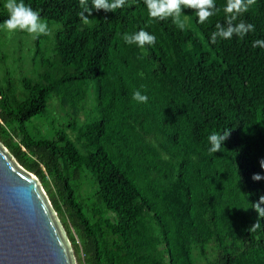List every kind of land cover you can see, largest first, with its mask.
<instances>
[{
    "label": "trees",
    "instance_id": "obj_1",
    "mask_svg": "<svg viewBox=\"0 0 264 264\" xmlns=\"http://www.w3.org/2000/svg\"><path fill=\"white\" fill-rule=\"evenodd\" d=\"M23 2L59 26L56 50L61 65L71 71L28 89L14 106L2 101L0 134L2 124L22 127L43 114L56 90L79 82L95 88L100 117L84 131L92 148L86 156L77 155L63 136L27 139L24 150H11L38 180L52 177L61 202L51 199L52 208L64 212L77 232L84 263L121 264L126 251L132 264H144L143 250L156 243L141 226L147 217L158 229L167 264H193L191 240L210 241L206 264H264V217L253 208L264 195V180H252L253 174L264 176L259 163L264 159V47L252 46L264 41V0H256L235 21L253 24L254 31L215 43L216 25L226 26L229 16L226 0H215L218 11L203 24L194 10L183 9L194 31L172 18H151L144 0H126L114 12L93 8L87 24L79 16V0ZM8 18V11L0 10V24ZM141 29L155 36L154 44L141 48L125 41L126 34ZM136 91L148 97L146 103L133 99ZM137 115L140 130L154 125L168 142L165 151L175 165L170 178L157 165L160 148L108 146L113 125L119 122L122 136L128 116ZM227 130L220 152H211L208 136ZM24 151L34 161L24 163ZM80 164L95 179L105 217L98 209L87 216L75 197L68 175ZM257 222L260 228L250 231Z\"/></svg>",
    "mask_w": 264,
    "mask_h": 264
},
{
    "label": "rangeland",
    "instance_id": "obj_2",
    "mask_svg": "<svg viewBox=\"0 0 264 264\" xmlns=\"http://www.w3.org/2000/svg\"><path fill=\"white\" fill-rule=\"evenodd\" d=\"M5 3L6 0H0V10H7L4 7ZM180 21L184 25L183 28L194 31L185 15H181ZM45 22L48 25V33L39 36L26 31L16 30L10 32L0 28V107L4 100L8 105L14 106L22 101L28 89L42 86L47 81L56 80L62 74L71 71V69L61 65L56 50V38L60 31L59 26L49 21ZM99 117L100 107L98 101H96L95 88L88 82L75 83L51 93L46 100L44 113L31 118L22 127L14 122L2 124L0 146L12 157L11 150L17 147L24 150L23 143L27 139L54 140L58 136H63L75 153L84 157L92 151L84 136V131ZM128 117L126 122L128 128L123 130L124 134L122 136L118 134L119 122L113 125V132L108 131V146L113 144L124 147L128 144L130 148L132 147L136 151L148 147L149 144L157 149L160 148L157 165L160 171L163 169L164 173L170 178L174 175L175 165H170L169 155L165 151L168 142L162 139L161 135L158 134L157 127L154 125L147 127V132L140 130L135 123V118L138 122L140 121L139 115ZM144 125L148 126L147 122ZM157 143H161V145L157 146ZM13 160L16 162L14 158ZM22 161L28 164L34 161V158L30 153L24 151ZM17 165L28 172L20 164L17 163ZM68 176L71 179L75 197L81 204L84 213L91 216V211L98 209L100 211L98 216L105 217L107 214L105 215L100 204L96 201L95 179L90 170L80 164L75 171L69 170ZM36 179L48 204L52 207L51 199H54L60 205L61 202L56 196L52 177L45 176L43 181ZM55 217L65 235L64 225L72 236L73 243L69 241L67 235L66 239L73 264H85L80 239L75 229L69 224L66 214L55 211ZM146 218L142 220L144 222L141 226L143 230H146L145 235L151 236L152 240H156V243L147 245L146 249L143 250L142 253L147 258L144 264H167L166 251L160 242L158 229L151 219ZM209 249L210 241L205 244H198L196 241L191 240L189 250L193 264H206V260L210 261ZM126 255V251L121 254V264H132L131 258Z\"/></svg>",
    "mask_w": 264,
    "mask_h": 264
},
{
    "label": "water",
    "instance_id": "obj_3",
    "mask_svg": "<svg viewBox=\"0 0 264 264\" xmlns=\"http://www.w3.org/2000/svg\"><path fill=\"white\" fill-rule=\"evenodd\" d=\"M0 264H73L66 235L36 177L1 146Z\"/></svg>",
    "mask_w": 264,
    "mask_h": 264
},
{
    "label": "clouds",
    "instance_id": "obj_4",
    "mask_svg": "<svg viewBox=\"0 0 264 264\" xmlns=\"http://www.w3.org/2000/svg\"><path fill=\"white\" fill-rule=\"evenodd\" d=\"M82 11L79 13L81 20L87 24L90 22L88 16H91L92 9L100 10L104 9L107 12H114L116 9L123 8L126 0H92V7L89 8L88 0H79ZM147 6L148 14L151 18H159L161 20L172 18L174 23L179 24L181 28L184 27L180 21L183 9H192L198 16L199 23L203 24L210 17L214 16L218 11L215 0H144ZM256 4V0H226V7L224 12L228 13V19L226 26L217 24L216 29L212 36L211 41L215 43L217 38L224 40L231 39L234 35L243 38L249 32L255 30L253 24H246L243 21L235 23L237 18L246 13L249 8ZM4 7L9 13V18L0 24V28H4L10 32L16 30L26 31L30 34L37 36L48 33L47 23L40 18V13L32 9L30 5H26L23 0H6ZM87 13V16L85 15ZM124 39L127 43H136L139 47H144L145 44L152 45L155 43V36L141 29L139 32L132 35H125ZM253 47H264V41L256 40ZM133 99L146 103L148 97L142 95L139 91L133 94ZM229 130L224 133L213 132L208 136V140L211 144L210 151L213 153L220 152L224 142L229 138ZM260 166L264 169V159L260 160ZM253 181L264 180V176L260 174H253ZM264 204V195L260 196L259 201L253 204L255 211L264 217V208L261 205ZM260 228V224L257 222L250 231H256Z\"/></svg>",
    "mask_w": 264,
    "mask_h": 264
}]
</instances>
